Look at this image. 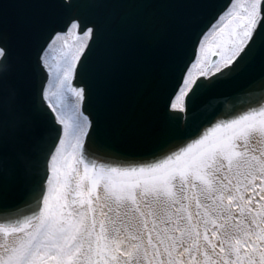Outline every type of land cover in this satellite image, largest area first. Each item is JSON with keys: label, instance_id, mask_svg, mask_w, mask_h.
Segmentation results:
<instances>
[{"label": "snow or ice", "instance_id": "obj_1", "mask_svg": "<svg viewBox=\"0 0 264 264\" xmlns=\"http://www.w3.org/2000/svg\"><path fill=\"white\" fill-rule=\"evenodd\" d=\"M138 33L168 48L125 149L92 108L96 50ZM0 264H264V0H0Z\"/></svg>", "mask_w": 264, "mask_h": 264}, {"label": "water", "instance_id": "obj_2", "mask_svg": "<svg viewBox=\"0 0 264 264\" xmlns=\"http://www.w3.org/2000/svg\"><path fill=\"white\" fill-rule=\"evenodd\" d=\"M223 3V0H217ZM208 11L201 10L196 14V22L201 23L208 18ZM45 36L39 35L37 42H43ZM168 48V41L161 39L153 44L151 37L144 33L132 35H108L97 45L98 60L101 71L97 78V94L92 108H101L108 126L104 135L116 145L128 149L131 134L147 123L152 103V76L154 51L157 58H162ZM95 54V53H94ZM18 57L24 53L17 52ZM34 59V50L27 54ZM247 77L242 76L235 81L237 87H243ZM23 108L30 113L31 130L36 137L44 134L46 121L33 110L34 95L31 85L26 86L22 98ZM242 94L227 97L221 102L225 111H232L242 106ZM27 177L13 175L11 190L13 201L21 199L20 193L26 185ZM18 210L25 214L28 209L19 204Z\"/></svg>", "mask_w": 264, "mask_h": 264}, {"label": "rangeland", "instance_id": "obj_3", "mask_svg": "<svg viewBox=\"0 0 264 264\" xmlns=\"http://www.w3.org/2000/svg\"><path fill=\"white\" fill-rule=\"evenodd\" d=\"M68 43L65 44L63 41L58 42L57 48L54 50L53 55L55 56L57 53H62L65 49H69L73 47V40L70 38H67Z\"/></svg>", "mask_w": 264, "mask_h": 264}, {"label": "bare ground", "instance_id": "obj_4", "mask_svg": "<svg viewBox=\"0 0 264 264\" xmlns=\"http://www.w3.org/2000/svg\"><path fill=\"white\" fill-rule=\"evenodd\" d=\"M68 38H71V36H69Z\"/></svg>", "mask_w": 264, "mask_h": 264}]
</instances>
